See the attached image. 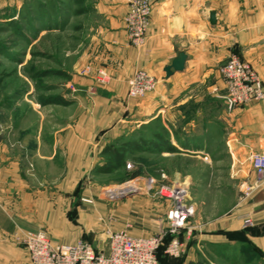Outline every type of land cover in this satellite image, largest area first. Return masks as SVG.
<instances>
[{
    "label": "crops",
    "instance_id": "0c3cea01",
    "mask_svg": "<svg viewBox=\"0 0 264 264\" xmlns=\"http://www.w3.org/2000/svg\"><path fill=\"white\" fill-rule=\"evenodd\" d=\"M150 3L145 42L135 47L124 31L126 0H95L105 24L92 41L91 69L105 72L109 92H96L92 72L80 95L66 94L67 114L61 107L52 114L27 105L12 115L13 103L21 98L0 99V264H31L18 239L27 232L44 231L53 244L82 241L97 252L107 249L108 240L86 235L96 231L98 207L84 205L77 223L66 212L78 181L105 163L101 153L112 143L124 156L131 142L139 149L176 148L191 156L223 149L235 176L247 185L255 182L248 157L264 153V105L253 101L227 109L218 68L236 53L264 88V0ZM211 11L216 13L213 26ZM175 50L185 53L184 70L166 78L163 69ZM137 71L154 78L155 87L130 100L126 84ZM109 100L115 101L112 107ZM149 123L163 129L145 128ZM131 133L134 139L128 142ZM247 218L250 226L243 223ZM163 219L157 220L158 231ZM194 227L191 236L180 238L182 255L163 264H264V181L228 214Z\"/></svg>",
    "mask_w": 264,
    "mask_h": 264
},
{
    "label": "rangeland",
    "instance_id": "374dc122",
    "mask_svg": "<svg viewBox=\"0 0 264 264\" xmlns=\"http://www.w3.org/2000/svg\"><path fill=\"white\" fill-rule=\"evenodd\" d=\"M147 1L151 7L150 0ZM128 6L126 0L124 31L130 44L140 47L145 42L147 30L141 45L132 44L124 22ZM104 24L95 0H0V99L3 103L7 99L21 98L17 105L13 103L15 112L11 114L20 113L27 105L45 107L52 114L59 113L52 112L55 106L61 107L62 115L67 114L66 106L58 101L66 103V94L72 90L80 95L84 89L83 80L92 77V72L98 84L95 86H99L96 92H109L105 72L91 69L92 41L98 39L97 29ZM139 72L143 71L135 72L126 84V96L130 100L147 94L135 97L130 93V80ZM92 90L93 87H88V91ZM114 102L109 100V107ZM151 125L163 129L156 123H149L145 128ZM125 139L131 142L133 133ZM111 145L118 149L119 144ZM132 149L127 150L121 168L110 174L92 170L78 181L66 216L70 222L77 223L84 205L98 207L96 231L86 234L90 238L96 234L97 239L101 237L107 241L110 233L118 231L139 237L159 232L157 220L169 207L167 201L155 195L161 185L180 182L194 209L188 220L191 232L180 231L179 239L191 236L197 222L211 223L228 214L254 189L261 187H256V180L247 185L242 178H237L223 149L209 148L204 156L183 154L176 148H170L172 151L143 146L133 152ZM131 190L134 191L132 195L115 199Z\"/></svg>",
    "mask_w": 264,
    "mask_h": 264
},
{
    "label": "built area",
    "instance_id": "2783aa9c",
    "mask_svg": "<svg viewBox=\"0 0 264 264\" xmlns=\"http://www.w3.org/2000/svg\"><path fill=\"white\" fill-rule=\"evenodd\" d=\"M128 4L125 26L132 44L139 46L144 41L151 7L147 0H128ZM218 72L225 86L221 99L229 110L253 101L264 105V88L260 77L235 53L227 56ZM154 82L152 77L139 72L130 80L131 95H145L153 90ZM248 159L256 176L255 185L259 187L264 181V153L251 154ZM155 195L167 201L169 207L161 221L164 226L150 237H133L124 231L113 232L109 234L107 249L97 252L82 241L74 245L53 244L45 232L38 231L20 235V245L28 253L31 264H158L156 252L163 245L165 237L169 236L164 254L172 259L179 258L184 243L178 235L182 230L191 232L188 220L194 212L188 192L180 182L175 181L159 186ZM244 225H251L248 218L244 220Z\"/></svg>",
    "mask_w": 264,
    "mask_h": 264
},
{
    "label": "trees",
    "instance_id": "16d2710c",
    "mask_svg": "<svg viewBox=\"0 0 264 264\" xmlns=\"http://www.w3.org/2000/svg\"><path fill=\"white\" fill-rule=\"evenodd\" d=\"M56 102V100H55ZM59 103L58 104H61V105H65L66 103L65 102H60L58 101ZM156 138H158L159 135H154ZM129 146H127L125 148V150H130L131 148H133L134 150L135 149H139L140 147H134L132 145V142L128 144ZM152 148V147H150ZM133 149H132V152H133ZM143 149V148H142ZM154 149H157V148H154ZM170 149V148H169ZM153 150V149H152ZM173 151V149H170ZM131 151V150H130ZM123 152V151H122ZM101 155L103 156V158L105 159V163L98 167L97 169H95V171L97 173H101V174H110L112 173L113 171L117 170L118 168H121L123 163H124V154L121 153V149H115L111 146H106ZM170 240V237L169 236H166L164 241H163V245L161 247L158 248L157 252H156V257H157V260H158V264H161L162 261H166V259H171L169 257H167L165 254H164V246L169 242ZM243 252L245 253V250H243ZM247 253H249V250L247 251Z\"/></svg>",
    "mask_w": 264,
    "mask_h": 264
},
{
    "label": "water",
    "instance_id": "95a60500",
    "mask_svg": "<svg viewBox=\"0 0 264 264\" xmlns=\"http://www.w3.org/2000/svg\"><path fill=\"white\" fill-rule=\"evenodd\" d=\"M216 13L214 11H211L209 13V19L208 22L211 26L215 25L216 19H215ZM186 56L184 52H180L175 50V57L171 61L169 65H167L164 69L163 72L165 73V77L169 78L171 75L174 73H180L184 70V64H185ZM134 193L133 190L124 192L117 197H115L116 200H121L124 199L127 196H130Z\"/></svg>",
    "mask_w": 264,
    "mask_h": 264
}]
</instances>
